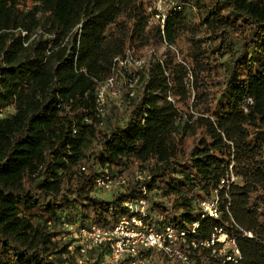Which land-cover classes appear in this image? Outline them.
I'll return each instance as SVG.
<instances>
[{
    "label": "trees",
    "instance_id": "16d2710c",
    "mask_svg": "<svg viewBox=\"0 0 264 264\" xmlns=\"http://www.w3.org/2000/svg\"><path fill=\"white\" fill-rule=\"evenodd\" d=\"M175 1L195 25L171 10L161 29L146 0H0V264H78L79 229L111 230L139 199L157 231L200 221L206 240L221 226L241 254L227 264H264V0ZM163 41L175 49L143 54ZM128 51L144 64L116 76L102 112L97 92ZM230 166L231 217L201 219ZM84 246L82 264L111 255Z\"/></svg>",
    "mask_w": 264,
    "mask_h": 264
},
{
    "label": "built area",
    "instance_id": "2783aa9c",
    "mask_svg": "<svg viewBox=\"0 0 264 264\" xmlns=\"http://www.w3.org/2000/svg\"><path fill=\"white\" fill-rule=\"evenodd\" d=\"M186 6L189 5L177 3L175 0H153L149 4L148 12L152 15V21L158 23L163 29L165 18L172 15L171 10L174 13H183ZM162 44L168 46L165 41ZM114 64L116 75L106 79L96 95V106L102 112L108 98H120V90L116 89V76L135 77L136 70L142 68L144 60L135 57L128 51L124 57H116ZM120 104L121 100H117L116 105L120 106ZM118 180L121 184L124 182L121 178ZM237 183L238 177L234 175L232 166H230L229 173L220 180V184L213 190L211 198L200 201L201 219L219 221L224 212L228 217H231L229 190L232 185ZM111 185V180L107 176L100 177L96 181V187L104 191H109ZM126 206L127 214L111 230L105 231L96 226L79 229L82 246L77 251L78 253L74 251L73 245L68 247V251L78 256V264L83 263L82 258L86 255L84 242H88L92 246L103 243L110 244L111 255L105 259L104 264L117 263L125 256L130 257V264H149L151 257L145 255L149 250L160 252L165 258L175 259L179 264H193L184 251L185 247L208 249L212 255L220 258L222 264L235 263L241 258L235 239L230 238L221 226L213 227L210 238L206 240L199 237L200 221H195L186 227L165 226L157 231L147 222L146 203L143 199L129 202ZM244 236L252 237L248 232H245Z\"/></svg>",
    "mask_w": 264,
    "mask_h": 264
},
{
    "label": "rangeland",
    "instance_id": "374dc122",
    "mask_svg": "<svg viewBox=\"0 0 264 264\" xmlns=\"http://www.w3.org/2000/svg\"><path fill=\"white\" fill-rule=\"evenodd\" d=\"M146 1H149V4L153 1V0H146ZM182 15H184V17H185V19H186V23L187 24H189V25H191V26H193V25H195V18H194V16H195V13H194V8L193 7H191L190 5L189 6H186L185 8H184V12L182 13ZM152 24H156V22L155 21H152L151 22ZM196 29V31L198 30L197 28H195ZM199 31H197V32H193V33H198ZM187 47V42H186V44L185 43H183V48H186ZM168 49H170V50H174L175 48H173V47H169V45L168 46H164L162 43H156V45H154V46H152V48H150V47H148V48H145L144 50H143V54L148 58V56L150 57V55L152 56V54L154 53V52H156V54L158 55V56H161V55H164L165 53H168ZM152 53V54H151ZM124 79L127 81V79H126V77H124ZM123 79V80H124ZM195 105H194V107H193V112H197L196 111V109H195Z\"/></svg>",
    "mask_w": 264,
    "mask_h": 264
}]
</instances>
